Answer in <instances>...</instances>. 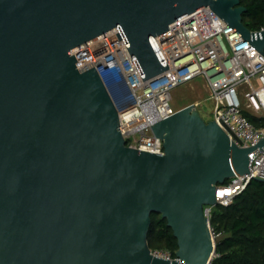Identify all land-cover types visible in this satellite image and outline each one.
Masks as SVG:
<instances>
[{
  "label": "water",
  "instance_id": "obj_1",
  "mask_svg": "<svg viewBox=\"0 0 264 264\" xmlns=\"http://www.w3.org/2000/svg\"><path fill=\"white\" fill-rule=\"evenodd\" d=\"M210 7L260 52L241 0H0V264H181L152 253V214L177 257L211 264L204 207L251 172L249 154L195 103L155 123L165 154L129 147L96 64L75 49L118 29L146 80L169 66L156 37Z\"/></svg>",
  "mask_w": 264,
  "mask_h": 264
},
{
  "label": "built area",
  "instance_id": "obj_2",
  "mask_svg": "<svg viewBox=\"0 0 264 264\" xmlns=\"http://www.w3.org/2000/svg\"><path fill=\"white\" fill-rule=\"evenodd\" d=\"M169 28L156 37L169 69L149 80L118 29L79 47L94 57L93 63L78 61L80 70L96 64L102 77L110 76L114 78L112 84L120 86L113 100L127 145L165 154L164 141L152 131L153 123L178 111L172 104L175 88L200 77L210 91L213 119L240 147L258 143L264 137V125H255L245 112L264 118V53L210 7L170 24ZM249 156L252 171L235 173L229 184L218 186V204L229 205L252 180H264V149L258 148ZM213 209L210 205L204 207L210 220ZM211 233L213 239L221 236L212 225ZM152 253L186 264L169 251Z\"/></svg>",
  "mask_w": 264,
  "mask_h": 264
},
{
  "label": "trees",
  "instance_id": "obj_3",
  "mask_svg": "<svg viewBox=\"0 0 264 264\" xmlns=\"http://www.w3.org/2000/svg\"><path fill=\"white\" fill-rule=\"evenodd\" d=\"M241 5L247 8L244 24L252 31L264 28V0H241ZM245 114L255 125H264V118ZM211 225L221 235L211 264H264V180H252L229 205L218 204ZM148 243L153 251H169L177 256L178 239L160 214H152Z\"/></svg>",
  "mask_w": 264,
  "mask_h": 264
},
{
  "label": "rangeland",
  "instance_id": "obj_4",
  "mask_svg": "<svg viewBox=\"0 0 264 264\" xmlns=\"http://www.w3.org/2000/svg\"><path fill=\"white\" fill-rule=\"evenodd\" d=\"M172 95V104L178 111L195 103V108L201 113L206 122L213 119L210 91L203 78H197L191 83L175 88ZM214 240L217 244V239L214 238Z\"/></svg>",
  "mask_w": 264,
  "mask_h": 264
},
{
  "label": "bare ground",
  "instance_id": "obj_5",
  "mask_svg": "<svg viewBox=\"0 0 264 264\" xmlns=\"http://www.w3.org/2000/svg\"><path fill=\"white\" fill-rule=\"evenodd\" d=\"M75 54H76L77 59H78V61L80 63H87V64L88 63H93L94 57L91 55V52H89V51H87V50H85L83 48H78L75 51ZM107 88L110 91V94H111L112 98H115L118 95V93H119L120 86L117 85V84H110L109 83V84H107ZM182 261L185 262L184 260H182Z\"/></svg>",
  "mask_w": 264,
  "mask_h": 264
}]
</instances>
